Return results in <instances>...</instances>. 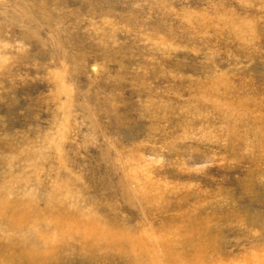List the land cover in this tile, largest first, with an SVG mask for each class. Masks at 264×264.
<instances>
[{
    "label": "rangeland",
    "instance_id": "rangeland-1",
    "mask_svg": "<svg viewBox=\"0 0 264 264\" xmlns=\"http://www.w3.org/2000/svg\"><path fill=\"white\" fill-rule=\"evenodd\" d=\"M2 201L0 264H264V0H0Z\"/></svg>",
    "mask_w": 264,
    "mask_h": 264
},
{
    "label": "bare ground",
    "instance_id": "bare-ground-1",
    "mask_svg": "<svg viewBox=\"0 0 264 264\" xmlns=\"http://www.w3.org/2000/svg\"><path fill=\"white\" fill-rule=\"evenodd\" d=\"M14 208H15V204L14 205H12V204H8L7 202H5V201H2V203H0V211H7V210H11V211H13L14 210ZM16 210L14 211V215H13V218H15V217H22L23 215H24V207L23 206H17L16 208H15ZM26 210H27V206H26ZM14 220V219H13ZM28 219L25 217V221H27ZM16 222V221H15ZM12 223L14 224V225H16L13 221H12ZM17 223V222H16ZM19 225V224H18ZM23 225V224H22ZM100 230V229H99ZM114 235V234H113ZM112 236V235H111ZM114 237H116V235L114 236ZM121 237V236H120ZM123 238V237H122ZM121 238V239H122Z\"/></svg>",
    "mask_w": 264,
    "mask_h": 264
}]
</instances>
